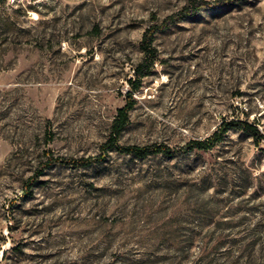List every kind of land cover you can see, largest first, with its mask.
<instances>
[{"label": "rangeland", "instance_id": "obj_1", "mask_svg": "<svg viewBox=\"0 0 264 264\" xmlns=\"http://www.w3.org/2000/svg\"><path fill=\"white\" fill-rule=\"evenodd\" d=\"M189 2L0 0V264H264V138L72 163L107 140L144 30ZM210 5L155 33L120 145L264 134V0Z\"/></svg>", "mask_w": 264, "mask_h": 264}, {"label": "trees", "instance_id": "obj_2", "mask_svg": "<svg viewBox=\"0 0 264 264\" xmlns=\"http://www.w3.org/2000/svg\"><path fill=\"white\" fill-rule=\"evenodd\" d=\"M240 0H216L211 3L204 0H190L189 5L175 14L168 16L159 24H154L147 27L142 35V39L139 44V48L142 52L141 61L134 68V80L130 81L131 88L125 95V103L122 107L118 108L117 115L114 118L110 133L107 140L101 145L100 152L95 156H88L73 160L72 163L80 166H88L92 163H98L104 160L105 154L111 150H115L121 153L130 154L133 157L144 158L149 155L162 154L166 156H172L176 153L190 152L192 150H209L219 143L225 134L230 130H237L246 133L247 135L255 138H264V134H261L256 125L241 119L222 120L216 129L204 139H192L189 140L184 146L175 149L165 144H151V145H120L118 142L119 136L124 127L129 122V112L133 108L134 100L132 94L138 90L141 86V81L146 77L156 60V50L153 45L155 33L167 28L171 23L184 19L188 15H193L204 9V6L219 7L222 5H231L239 2ZM204 5V6H203ZM47 160L45 165H50L53 162L63 161L54 158L50 151L46 154ZM64 162V161H63Z\"/></svg>", "mask_w": 264, "mask_h": 264}]
</instances>
